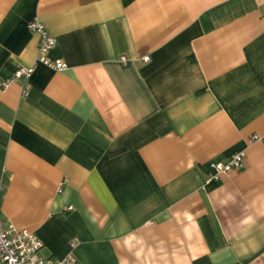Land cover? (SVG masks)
Masks as SVG:
<instances>
[{"label": "crops", "instance_id": "crops-1", "mask_svg": "<svg viewBox=\"0 0 264 264\" xmlns=\"http://www.w3.org/2000/svg\"><path fill=\"white\" fill-rule=\"evenodd\" d=\"M35 19L65 68L3 88ZM0 209L56 260L264 264V0H0Z\"/></svg>", "mask_w": 264, "mask_h": 264}, {"label": "built area", "instance_id": "built-area-1", "mask_svg": "<svg viewBox=\"0 0 264 264\" xmlns=\"http://www.w3.org/2000/svg\"><path fill=\"white\" fill-rule=\"evenodd\" d=\"M30 31L39 35L38 56L34 64L20 66L15 70L11 77L3 79L1 86L6 88L10 83L15 81L23 82L22 93H27L28 80L33 73L36 64L43 63L51 68L63 70L65 64L59 60H52L48 54L55 46V38L47 31L44 24L39 20H32L28 24ZM123 59V58H122ZM143 60L148 61L147 56ZM256 135L250 137V141L257 140ZM245 152L239 151L234 153L225 162H210L209 167L213 173L207 178V181L217 180L221 174L240 169L244 164ZM71 209L69 206L67 210ZM75 242L71 243L72 246ZM43 243L32 232L24 229H17L12 224L3 219L0 209V260L1 264H77V258L73 253H69L63 258H47L39 253Z\"/></svg>", "mask_w": 264, "mask_h": 264}, {"label": "trees", "instance_id": "trees-1", "mask_svg": "<svg viewBox=\"0 0 264 264\" xmlns=\"http://www.w3.org/2000/svg\"><path fill=\"white\" fill-rule=\"evenodd\" d=\"M192 264H211V261L207 255H202L193 260ZM232 264H243V263H232Z\"/></svg>", "mask_w": 264, "mask_h": 264}, {"label": "rangeland", "instance_id": "rangeland-1", "mask_svg": "<svg viewBox=\"0 0 264 264\" xmlns=\"http://www.w3.org/2000/svg\"><path fill=\"white\" fill-rule=\"evenodd\" d=\"M40 250H41V249H40ZM40 250H39V253H40ZM41 253H42V252H41ZM41 253H40V254H41Z\"/></svg>", "mask_w": 264, "mask_h": 264}]
</instances>
